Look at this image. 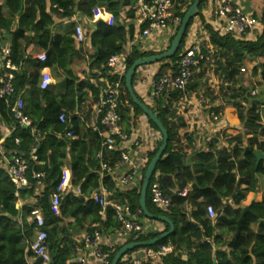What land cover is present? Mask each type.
Wrapping results in <instances>:
<instances>
[{
  "label": "trees",
  "instance_id": "obj_1",
  "mask_svg": "<svg viewBox=\"0 0 264 264\" xmlns=\"http://www.w3.org/2000/svg\"><path fill=\"white\" fill-rule=\"evenodd\" d=\"M193 1L174 0L173 15L182 19ZM135 3L136 0H2L0 31L8 37L12 62L20 66V63L29 61L30 54L26 52L29 46L43 51L46 60L32 62L24 69L20 66L14 72V93L7 102L0 98V125L10 130L3 139L0 133V147L8 158L21 156L27 163V185L18 190L7 170L0 167V264H28L27 258L31 257L28 247L35 228L34 223L28 221L32 209H38L44 220L48 264H77L75 258L82 249L84 236H91L95 231L110 241L103 248L109 254V264L123 245L147 242L168 231L167 224L146 219L139 208L145 169L161 144L156 126L147 120L160 139L153 150L146 152L138 178L129 185L119 186L115 180L116 172L100 174V159L97 158L101 151L102 160L112 162L119 158L118 152L103 150L98 132L91 128L81 130L79 118L73 113L87 92L92 96V103L97 102L101 87L90 79L103 77L110 81L106 64L113 55L121 56L132 38ZM97 9H104L111 16L112 23L101 19L93 21ZM197 16L201 17L200 13ZM253 16L262 25L255 40L219 35L201 18V25L208 35L207 44L213 50L210 58L215 60L217 73L224 84H230L226 90H230V94L219 92L225 104L235 111L237 123L243 130L228 131L226 128L227 131L218 133H233L228 139V147L218 148V142L213 138L206 149L187 155L178 134L184 124L174 117L172 108L180 94L173 91L153 98V105L144 103L157 115L168 135L166 148L149 181L146 207L152 215L167 217L174 229L154 245L134 248L124 256L143 248L155 249L170 244L173 247L171 253L162 257L160 262L144 264H264V191L260 201L248 205L249 211L242 217L240 233L235 237L236 225L244 209L242 202L248 192H253L258 176L264 175V162L256 165L253 154L255 150L264 153V124L260 117V110L264 108V91L252 95L254 86H244L240 81V69L254 62L251 74L259 75L264 82V5L260 14ZM77 17L86 28L89 45L86 52L75 44L73 23L61 33L53 31L55 21H72ZM192 21H189L176 53L157 62L159 67L153 76L154 83L167 70L176 71L178 55ZM162 52H140L133 47L125 58L126 68L128 70L136 59ZM202 52L206 54L204 47ZM74 58L87 61L90 72L95 70L96 73L83 79L77 77L70 68ZM207 63L203 60L200 65ZM44 70H50L56 83L42 90L39 88V73ZM134 77L135 74L132 85ZM191 82L186 87L187 92L198 85ZM122 84L117 112L121 129L130 133L136 126L137 117L143 114L130 99L124 79ZM18 97L23 101V114L31 121L29 127L19 125L13 118L10 108ZM217 99L211 97L212 102ZM219 109L212 108V111L218 114ZM61 112L65 114L66 123L58 120ZM68 131L74 136L67 137ZM259 137L263 140L259 141ZM65 164L70 175L67 184L70 191L54 207L52 194L62 182ZM35 174H41V177H33ZM66 177L64 174L63 183ZM154 181L169 200L167 211H161L150 201L149 187ZM101 188L107 192V200L126 205L132 214L138 212L135 221L142 226L141 231L124 234L111 207H106L101 215V207L90 199L91 194ZM75 189H79V194H75ZM184 189L186 194L181 196ZM227 199L230 204L223 202ZM18 203L20 207L16 206ZM208 205L217 214L215 223L208 218ZM145 221L150 228L143 225ZM156 224L161 229L154 228ZM116 238L119 241L114 243ZM117 264L125 263L120 259Z\"/></svg>",
  "mask_w": 264,
  "mask_h": 264
},
{
  "label": "built area",
  "instance_id": "obj_2",
  "mask_svg": "<svg viewBox=\"0 0 264 264\" xmlns=\"http://www.w3.org/2000/svg\"><path fill=\"white\" fill-rule=\"evenodd\" d=\"M206 4L210 14L214 18V23L211 27L219 35L227 34L233 36L235 39H241L257 27V19L252 14L245 12L237 0H206ZM173 6L174 0H136L134 5L135 38L153 37L162 42L175 35L181 19L173 15ZM85 33V29L81 23L77 22L74 24L75 43L84 44L86 41ZM190 36L193 37V40L190 42L185 41L178 55L176 71L171 72L167 70L157 82L153 83L152 98H156L162 94L167 95L175 91L180 94L175 104L184 106L190 103V100L187 98L189 94H187L186 87L191 82L193 72L199 68L200 63L203 60H208L206 54L202 52V45L195 39L194 30L190 31L188 37ZM165 49L166 47L161 51ZM208 49L212 50L211 47ZM120 58L121 56L119 55H113L106 64L110 81L106 78L104 79L106 88L101 91L94 105L93 116L94 130L98 132L101 138V148L107 152H118L119 154V158L112 162L110 160H102L101 151L97 154V158L100 159V174L116 172L115 180L117 184L124 186L131 184L137 178L141 167L133 163L131 159V154H137V151L133 150V148L139 147L140 135L138 136V133L134 131L130 133L123 132L120 116L117 112L119 95L123 87L124 75L127 71L125 62ZM29 59L44 62L46 55L44 52L32 53ZM19 67L11 60L10 48L0 40V98H3L5 102L14 93V72L18 71ZM51 82L52 78L50 74L44 72L39 79V88L44 90L49 87ZM251 94L253 95L254 92H251ZM10 109L14 120L19 125L23 127L31 126V121L22 112L23 101L20 97L14 101ZM209 116L214 121L219 118V115L214 112H210ZM58 120L61 123H66L63 112L59 114ZM147 129L150 132V129ZM66 136L70 138L74 135L72 131H68ZM152 137L154 138V136ZM159 139L160 137L157 138V140ZM151 140L153 141L154 139H151L150 133L143 137V141L148 147L151 145ZM154 142L156 141H153L152 147L154 146ZM0 167L7 170L16 190L27 185V163L24 158L21 156H11L8 158L3 148L0 147ZM33 177L39 178L41 174H35ZM69 191V186L61 182L52 194V205L56 207L60 198ZM75 194H79V189L75 190ZM149 196L151 203L156 208L161 211H167L170 206L169 200L163 196L156 181L150 184ZM90 199L101 207V215H103L106 207L113 209L114 217L121 224L124 234H136L142 230V226L135 221L138 212L132 214L126 205L107 200V192L103 188L99 192L92 193ZM18 204L16 205L17 207ZM206 212L208 218L215 223L217 214L213 207L208 205ZM28 221L34 223L35 226L34 238L28 247L31 252V257L27 258L28 264H48L49 254L45 243L47 235L43 229V217L38 209L30 211ZM109 242V239L101 236L96 231L91 236H84L81 253L79 258H76L77 264H109V254L103 249L109 245ZM172 249L173 247L170 244L158 246L155 249L143 248L129 255L122 256L121 260L125 264L158 263L162 257L171 253Z\"/></svg>",
  "mask_w": 264,
  "mask_h": 264
},
{
  "label": "crops",
  "instance_id": "obj_3",
  "mask_svg": "<svg viewBox=\"0 0 264 264\" xmlns=\"http://www.w3.org/2000/svg\"><path fill=\"white\" fill-rule=\"evenodd\" d=\"M237 1L245 12L250 13L252 15L260 14V11L262 9V5L260 3L259 4L256 3L255 0H237ZM1 2H2V0H0V4H1ZM206 5H207L206 3L203 6L201 5L202 6L200 9L201 17L196 16L193 18L192 24L188 28L187 37L185 39V41H188V42L192 41L193 37L192 36L188 37V34H190V31L194 30L195 35H196L195 39L198 42H200L202 47H204L206 49V56L208 58V60H207L208 63L200 65V67L193 72V75H192L193 77L195 75L197 77V73L199 75H202V73H203V67L202 66H204V65L208 66V64H209V66L215 65V60L210 58L213 50L210 51L208 49L210 46L207 44V41H208L207 32L201 25V18L204 20V23H206L210 26L214 23V18L210 14L209 8ZM97 11L98 12L95 14L93 21H96L97 19H101L108 24L112 23L111 16L108 13H106L104 11V9H97ZM77 22L81 23L80 19L78 17L74 18L72 21H70V20L55 21V23L53 25V31H54V33H61L64 31V29L66 28V26L68 24H70V23L75 24ZM134 23H135V19H134ZM84 29L86 32V28H84ZM135 30H136V25H135ZM135 30H134V33L132 35L131 40H129V42L126 44V46L123 49V52L121 54L120 59H122L123 62H125L126 56L131 52L133 47H135L140 52H148V51L159 52L160 50L167 47V45H168L169 39L161 42L160 40H157L153 37L135 38L136 37ZM261 31H262V25L259 22H257V27L255 28V30L248 33L243 39L255 40L256 36L259 35L261 33ZM134 34H135V36H134ZM2 35H3V33L0 31V39L3 37L1 39L2 43L10 48L9 42H8V37L5 35H3V36ZM75 44L77 45V47H78V45L82 46L83 52H86L89 49V45H88L87 40L85 41L84 44H77V43H75ZM26 52L28 54H32V53H40L43 51H39L38 49L35 48V46H29L28 49H26ZM32 62H35V61L29 59V61L27 60L26 62L20 63L21 69H24L25 67L26 68L30 67ZM157 65L158 64L155 63V64L139 67L136 70L133 85H132L133 90L136 93V95L144 103H147L148 105H150V104L153 105V98L151 96V93H152L153 83H154L153 82V76L158 71ZM70 68H71L72 72L77 77H79L80 79L89 77L90 74L96 73L95 70L90 72L89 65H88L87 61L79 60L78 58H74L71 61ZM78 68L81 70L77 71ZM240 70H242V68ZM44 72H48L50 74V76L52 78V82L49 85V87L53 86L56 82H55L54 78L52 77L50 70L40 71L39 79H40L41 74ZM104 79L105 78H103V77H98L97 79H90V82H92L93 84L100 85L101 88H100L99 95L101 94V91L106 88V83H105ZM99 95H98V97H99ZM191 95L197 96L198 94H195L193 92V94H191ZM191 95L189 94L188 97H190ZM91 100H92V96H91L90 92H87V95L85 96L83 101L80 102V104L76 108L75 112H73L79 118L81 130H86L88 128L94 129L93 108H94V105L96 102L92 103ZM191 102L193 103L192 104L193 106L186 107V109L190 108L192 110L188 111V110H190V109H188L187 111H184L185 113L183 112L184 114L178 113L179 112L178 108H180L179 104H174V106L172 107L174 110V117L179 118L181 120V122L184 124L183 128L179 129L178 134L180 137L181 144L185 147L184 150H185V153L187 155H189L190 153H192L196 150L206 149L207 143L209 142L210 139H213V138H216V140L218 142V145H217L218 148L228 147L229 146L228 139L231 136V134H233V133H231V134L227 133L226 135L218 134L219 132L224 131L226 128H228V131L229 130H238L239 132H243V130L241 129V126L238 125V123H237V119L235 118V111L232 108H230V107L225 108L222 106L223 104L220 105L221 111L218 113L219 118H218V120L214 121L209 116L210 112H214V111H212V108H211L212 104L211 103L205 102L202 104L201 103L198 104V102H195L194 100H192ZM205 109H207L206 112L204 111ZM203 113L205 114V116H208V118L206 117L207 121H204L205 116H203L204 115ZM147 120L148 119L144 115L138 116L136 119V126L133 129L134 132L138 133V136L140 135V139H139V147L133 148V150L137 151V154L136 155L131 154V159H132L133 163H135L137 166H140V167H142V165H144L143 162L145 161L144 156H145L146 152L151 151V149L153 147H155V143L158 141L157 138L159 137L158 136L159 134L150 126V124L148 123ZM147 128L150 129V132H148ZM226 131H227V129H226ZM9 132H10L9 128H7L4 125H0V133H1L2 139L5 138L9 134ZM147 132L150 133L151 139H154L156 141V142H154L153 147L151 145H153L154 140L153 141L151 140L150 147H148V145L145 144L143 141V137L148 134ZM152 136H154V138ZM258 140L262 141L263 138L259 137ZM64 174H66L67 177H66V182L63 183ZM69 177H70V175H69V172L67 169V165L65 164L62 168V183L67 185L68 181H69ZM263 191H264V175L258 176L257 185L253 189V192H248L246 194L245 199L242 202V206L246 207V206L250 205L252 202L260 201L262 198ZM185 194H186V189H184L180 195L185 196ZM223 202L227 203V204L231 203L230 199H227L226 201H223ZM18 207H19V204H18ZM143 225L150 228V226H148L149 224L146 221L143 222ZM154 228L161 229V226L156 224L154 226ZM77 238L78 239H76V242L79 241V237H77ZM117 241H119V238H116L114 240V243ZM81 250L78 251L76 258H79ZM76 258H75V261H76Z\"/></svg>",
  "mask_w": 264,
  "mask_h": 264
},
{
  "label": "water",
  "instance_id": "obj_4",
  "mask_svg": "<svg viewBox=\"0 0 264 264\" xmlns=\"http://www.w3.org/2000/svg\"><path fill=\"white\" fill-rule=\"evenodd\" d=\"M203 1H205V0H194L193 3L187 8V10L185 11V13L181 19L180 25H179L173 39L171 40L167 50L163 51L160 54L146 56V57L136 59L131 64V66L128 68V70L126 71V73L124 75V87H125L128 95H129L130 99L132 100L133 104L136 105L140 109L142 114L150 122H152L156 126V128L158 129V131L161 135V144H160L157 152L155 153V155L153 156V158L151 159V161L147 165L145 172H144V176H143V180H142L141 188H140V197H139L140 212L144 215V217H146V219H149V220L155 219L156 221L167 224L169 229L167 232H163L160 236H158L154 239H151L147 242H131V243L123 245L115 253L110 264H117L122 256H124L128 251H131L134 248L148 247V246L154 245L155 243H157L161 239H163V238L167 237L169 234H171L173 229H174L173 223L167 217L162 216V215H152L151 213H149V211L147 210V207H146V193H147L149 181H150V178L154 172L157 161L162 156V154L166 148L168 135H167L166 129L164 128L162 122L157 117V115L147 105H145L144 102L139 100V98L137 97L136 93L133 90L132 79H133V76L135 74L136 69H138L139 67L155 64L159 61L169 59L176 53V51L179 48L182 37L186 31V28L188 26L189 21L191 19H193L194 17H196L200 13L199 7ZM260 117H261L262 123L264 124V108H261V110H260ZM253 154L255 157L256 165L261 161L264 162V153L263 152L255 150ZM248 211H249L248 206L244 207V209L242 210L240 219L238 220L237 225H236L235 237H237L239 235L241 219L245 215V213Z\"/></svg>",
  "mask_w": 264,
  "mask_h": 264
},
{
  "label": "rangeland",
  "instance_id": "obj_5",
  "mask_svg": "<svg viewBox=\"0 0 264 264\" xmlns=\"http://www.w3.org/2000/svg\"><path fill=\"white\" fill-rule=\"evenodd\" d=\"M255 1L258 4L260 3L262 6L264 5V0H255ZM205 3H206V0L201 3L202 6ZM202 6H200V7H202ZM256 15H259V14H256ZM215 64H216V62H215ZM253 66H254V62H250V63H248V64H246L245 66L242 67V70H241V74L242 75L240 76L242 79L240 81H241V84H243L244 86H247L248 84L253 85L254 89H253L252 92H254V94H257L260 91H264V82L261 80L259 75L252 76L251 69H252ZM202 67H203L202 75H199L197 73V77H196V75L194 77H192L191 84L193 85V84L197 83L198 85H195L193 90L187 92V94H190V95L193 94V92L195 94H198V95L197 96L196 95H191L190 97H187L188 100H190V103L188 105H184V106L180 105L179 106L180 108H178L179 109V112H178L179 114L180 113L184 114L185 113L184 111H187L188 109H190V108L186 109V107L193 106L192 105L193 103L191 102L192 100H194L195 102H198V104L209 102V103L212 104L211 108H216V107L220 108V105H222V104H223L222 106L225 107V108L226 107H230L229 105L225 104V100H224L223 97H221V94L219 92L220 90L226 91L228 86H230V84L229 83L228 84H224V80H222L220 75H218V73H217L218 69L216 68L215 65H213V66L210 65L209 66V64H208V66L204 65ZM79 68L77 69V71L81 70ZM235 86H238V84H236ZM226 92H227V94L228 93L230 94V90H228ZM212 96H215L218 99L216 101L212 102L211 101V97ZM150 105H152V104H150ZM243 106H246V105H243ZM191 110L192 109H190L188 111H191ZM204 111L206 112L207 109H205ZM220 111H221V108L219 109V112ZM203 116H205V114ZM206 117L208 118V116H205L204 117V121H207Z\"/></svg>",
  "mask_w": 264,
  "mask_h": 264
}]
</instances>
